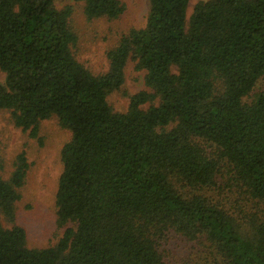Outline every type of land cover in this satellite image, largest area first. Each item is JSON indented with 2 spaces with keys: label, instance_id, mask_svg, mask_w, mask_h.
<instances>
[{
  "label": "trees",
  "instance_id": "1",
  "mask_svg": "<svg viewBox=\"0 0 264 264\" xmlns=\"http://www.w3.org/2000/svg\"><path fill=\"white\" fill-rule=\"evenodd\" d=\"M74 1L88 19L125 10L121 0ZM188 2L148 0L144 26L121 36L95 75L72 53L70 6L0 0V108L32 136L52 115L70 131L55 204L58 225H74L43 248L3 226L29 166L19 153L0 177V264H166L159 240L170 232L204 235L213 264H264V217L243 222L208 195L229 170L225 186L264 203V0H200L186 20ZM128 60L147 89L116 112L107 96Z\"/></svg>",
  "mask_w": 264,
  "mask_h": 264
},
{
  "label": "rangeland",
  "instance_id": "2",
  "mask_svg": "<svg viewBox=\"0 0 264 264\" xmlns=\"http://www.w3.org/2000/svg\"><path fill=\"white\" fill-rule=\"evenodd\" d=\"M121 1L125 5V10L119 17L88 19L82 2L54 0L55 6L59 9L71 7L70 24L77 33L72 53L95 75L107 71L109 65L107 51L117 44L121 36L127 34L130 29L141 28L145 24L148 0ZM198 1L200 0H189L186 20ZM144 75L145 70L135 68V61H127L123 84L119 90H114L107 96L108 104L113 111L125 112L129 96L147 89ZM3 80L4 73L0 71V82ZM261 84H258L256 90ZM148 105H144L143 108ZM70 137V131L59 124L55 115L40 121L37 136H32L29 130L16 127L11 121L9 111L0 108V177L5 180L9 178L14 169L16 156L21 152H24L29 164L24 182L18 189L20 197L14 204V223L5 216H1V221L4 227H11L12 224L23 227L27 247L51 246L62 236L65 227L73 225L72 223L58 225L55 204L58 180L63 169L60 152ZM228 176H231L229 170L227 172L223 170L216 179L221 187L211 190L208 195L218 201L222 199L225 208L238 215L243 222L253 219L254 213L259 215L255 220L264 217V211H261L264 210V203L246 198L236 185L230 188L225 186V179ZM159 249L166 264H213L219 261L215 248L204 235L189 239L170 232L167 237L159 240Z\"/></svg>",
  "mask_w": 264,
  "mask_h": 264
}]
</instances>
